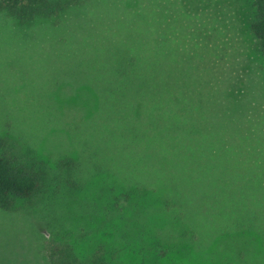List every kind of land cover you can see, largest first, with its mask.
<instances>
[{"label":"rangeland","instance_id":"374dc122","mask_svg":"<svg viewBox=\"0 0 264 264\" xmlns=\"http://www.w3.org/2000/svg\"><path fill=\"white\" fill-rule=\"evenodd\" d=\"M63 1L0 12V144L44 179L0 210V264H47L64 240L109 264H264L252 0Z\"/></svg>","mask_w":264,"mask_h":264},{"label":"trees","instance_id":"16d2710c","mask_svg":"<svg viewBox=\"0 0 264 264\" xmlns=\"http://www.w3.org/2000/svg\"><path fill=\"white\" fill-rule=\"evenodd\" d=\"M252 5L254 18L250 24V30L259 41V50L264 56V0H252ZM66 6H69V3L63 0H0V12L22 24L40 17H58ZM129 59L134 60L127 57L122 58L121 62L129 66V62L126 61ZM128 75V78L132 80L138 77L139 72L134 71ZM122 97L121 99L125 98ZM64 163L71 165L70 161ZM43 186L42 174L34 166L19 160L12 151L0 144V210H14L19 202L36 197ZM164 201L166 202V199ZM178 216L175 213L173 219L176 220L174 217H178L182 220L184 213L180 212ZM105 253V247L100 244L89 259L83 260L68 240L52 242L47 248V264H109L103 261Z\"/></svg>","mask_w":264,"mask_h":264}]
</instances>
